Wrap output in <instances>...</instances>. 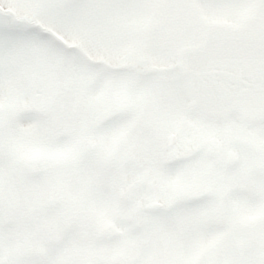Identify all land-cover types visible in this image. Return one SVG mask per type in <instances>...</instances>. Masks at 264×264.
Instances as JSON below:
<instances>
[{"label": "rangeland", "instance_id": "1", "mask_svg": "<svg viewBox=\"0 0 264 264\" xmlns=\"http://www.w3.org/2000/svg\"><path fill=\"white\" fill-rule=\"evenodd\" d=\"M60 1L39 10L42 0H0V27L13 21L48 41L34 42L0 87V260L183 264L200 249L208 264L216 244L219 260L209 264H260L264 98L253 118L262 121L258 127L233 115L212 135L208 120L189 110L186 92L214 96L206 68L218 81L242 70L264 86V0ZM215 43L218 65L209 59ZM182 61L197 76L191 87L177 68ZM150 66L162 69L158 76ZM251 103L244 105L250 110ZM172 132L177 141L170 148ZM170 152L191 153V160L176 157V166L160 169ZM130 156L157 175L159 197L151 203L160 202L165 214L147 215L146 200L137 202L140 180L128 168ZM120 189L126 194L118 211L111 199ZM201 193L223 199L187 205ZM137 211L141 223L152 220L141 239L125 223ZM105 222L123 233L99 250ZM219 223L233 228H218L217 237Z\"/></svg>", "mask_w": 264, "mask_h": 264}, {"label": "trees", "instance_id": "2", "mask_svg": "<svg viewBox=\"0 0 264 264\" xmlns=\"http://www.w3.org/2000/svg\"><path fill=\"white\" fill-rule=\"evenodd\" d=\"M61 3L62 2L60 0H42V3H40V6H39V10L48 9V8H50L56 4L59 5ZM19 19H20V21L23 20L22 18H19ZM242 30H245V29H242ZM236 31H239V29H237ZM248 48H250V50H252L253 46L248 45ZM255 54H256V52H255ZM255 60L256 61L258 60L257 55L255 56ZM262 65H263V63H262ZM177 66H178L179 72L181 74V77H183L184 79H186V78L188 79L187 84L185 85L186 87H188L190 82L192 83L191 76L192 77L196 76V75H193V67L188 66L187 61L179 62V64ZM120 68L123 69L122 66ZM172 68H174V67H172ZM256 68L258 69L257 66H256ZM163 69H167V68H163ZM148 70L150 73H153V75L158 76L159 71H161L162 69L150 66V69H148ZM209 70L210 69H207L208 75L211 79V81L209 83H211L213 85L212 88L215 89V91L219 95L223 91H230L231 90V91L237 92L238 90L236 88H231V86L233 87L234 85H236L238 88H241V90H242L247 85V82L250 83V81H251L250 78L248 81L249 76L245 72H242V70L241 71H234V73H230L227 71L224 75H222L223 78L220 79V81H218L219 76L215 75L212 71H209ZM259 72L262 73V71H259ZM189 80H190V82H189ZM135 81H139V80L134 79L132 82L135 83ZM215 83H217V84L214 85ZM222 83H224V84H222ZM220 84H221V86H220ZM259 86H262V85H259ZM188 108H189V110H192L194 112V108L190 104H189ZM207 120L209 121V127H217L219 125V120L208 119V118H207ZM226 121H227V119H226ZM164 155H163L162 160L159 161V168L160 169H163V168L168 169L172 165V163H174L173 161L176 160V157H178V155L175 152L165 153ZM188 156H190V153L188 154ZM127 160L130 163V166L128 168L131 169L133 167L135 170H137V174L139 175L140 187H139V191H138L137 202L140 203L143 199L146 200L145 206H144L145 213L147 215H151L152 212L154 213V211H153L154 206H152L151 201L158 199L159 191H160V189L157 185V183H158L157 175L154 172H151L150 170H149L150 171V173H149L147 170H145V168H142V167L138 168V166L134 164V157L132 158V156H130ZM157 163H158V161H156V164ZM124 174L125 173L122 172L121 179L123 178ZM132 187H133V185H132ZM124 194H126V192L121 190L120 192H117L116 194H114L112 196L111 200L116 204V207L123 205V203L125 201V199H124L125 195ZM209 197L206 195H202L201 196V198H202L201 202L203 204L207 203L209 200ZM135 205L137 207L138 204H135ZM138 214L139 213L137 212L136 216L134 214L129 215L128 219L125 220V223H126V227L129 229V231L131 233H135V235L137 237H139V239H141L143 233L145 232V229L143 226L150 225V224H152V222H150V219H149V220H146L145 223L144 222L141 223L138 219ZM229 227H231V226H229ZM229 229L230 228L226 229V231H229ZM2 233L3 232H0V234H2ZM132 236H133V234H130L131 238H132ZM13 241H14V239L12 237L9 236L7 238V242L10 245L13 243ZM106 245H107V242L102 240V238L100 236L98 241H97L98 249L103 250L106 247ZM19 258L21 259V257H19ZM263 264H264V261H263Z\"/></svg>", "mask_w": 264, "mask_h": 264}, {"label": "flooded vegetation", "instance_id": "3", "mask_svg": "<svg viewBox=\"0 0 264 264\" xmlns=\"http://www.w3.org/2000/svg\"><path fill=\"white\" fill-rule=\"evenodd\" d=\"M263 36H264V34H263ZM216 41H218V40L216 38H214L213 42H216ZM219 47H221V46L219 44L215 43V49L209 57V59L211 58V56L215 57L214 62L217 60L215 65H218L222 62L220 60L218 61V59L216 58V55H219L216 53V51L219 50ZM224 56L226 58L225 62H229L226 64H232V60L230 58V55H228V53H225ZM224 64L225 63H223V65ZM206 69H208V68H206ZM225 73L226 72H224L222 75H224ZM222 84H224V83H222ZM188 86L191 87V83ZM220 86H221V84H220ZM231 88H236L238 91L237 90H236L237 92H234L231 90L230 91H223L219 95L215 91V89H212L214 96H209V97H204V96L201 97L198 93H196V95H195V90H194V88H192V90H193L191 92L192 94L187 90L190 94V95H187L188 99H189V104L196 111H200V107H198L197 104L209 105L210 109L207 110L206 112H204V114H207L209 119L219 120V123L223 120L231 118V116H233V115L237 116L238 120L242 123L244 120H245L244 122L247 124L256 123L257 121L253 120V118L257 117L259 115L258 110H257L258 104L260 101L259 99H263L264 95L258 94V92H254V91H256V90H254V88H256V89L262 88L263 90H261V91L264 92V86L263 85L259 86L257 83L253 82V80L251 79L249 86L245 87L242 90H241V88H238L236 85H234L233 87L231 86ZM205 100L207 101L206 103L204 102ZM247 101L253 102V103H251L252 106H251L250 110L248 109V107L246 105H244V103H247ZM244 107L246 109H244ZM242 115L244 116V118L242 117ZM250 116H253V117H250ZM178 124H179V122H178ZM217 127H210V128H212V130H211L212 135L213 134L217 135ZM206 134H209V132H207ZM190 155H192V154L190 153ZM199 195L200 196L196 195V197H199L202 201V198H201L202 195L209 196L211 194H204V193L202 194L201 193ZM214 197H215L216 201H220L221 199H223L219 193H217V195ZM207 204L209 205V200H208ZM218 244H221V242H219ZM216 247H217V245L215 244L213 249H215ZM213 249L209 253V260L210 261L208 262V264L211 262V258L215 259V260H219L218 257H215V258L213 257V256H218V255H214ZM198 250H200V249H198ZM200 251L202 252V256H200V254L198 252H194L193 257L188 262L183 263V264H200V261H202V264H205V261L202 260L204 250H200ZM194 260H196L195 263H194ZM215 264H217V261L215 262Z\"/></svg>", "mask_w": 264, "mask_h": 264}, {"label": "snow or ice", "instance_id": "4", "mask_svg": "<svg viewBox=\"0 0 264 264\" xmlns=\"http://www.w3.org/2000/svg\"><path fill=\"white\" fill-rule=\"evenodd\" d=\"M0 32L4 35V41L0 44V87H2L5 81L20 69L24 52L34 42L46 44L48 41L37 31L17 25L13 21L0 27ZM27 264H48V262L35 259L28 261Z\"/></svg>", "mask_w": 264, "mask_h": 264}, {"label": "water", "instance_id": "5", "mask_svg": "<svg viewBox=\"0 0 264 264\" xmlns=\"http://www.w3.org/2000/svg\"><path fill=\"white\" fill-rule=\"evenodd\" d=\"M177 140V135L176 134H172L170 136V141H169V146H172ZM122 231L118 230L112 223H106L101 231V234L109 240L118 238L122 235ZM7 262V258L4 257L1 260V264H5Z\"/></svg>", "mask_w": 264, "mask_h": 264}]
</instances>
